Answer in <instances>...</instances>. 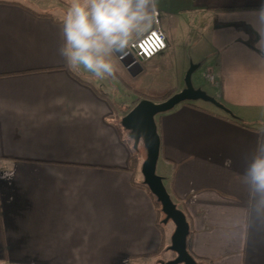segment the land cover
I'll use <instances>...</instances> for the list:
<instances>
[{"label": "crops", "instance_id": "1", "mask_svg": "<svg viewBox=\"0 0 264 264\" xmlns=\"http://www.w3.org/2000/svg\"><path fill=\"white\" fill-rule=\"evenodd\" d=\"M69 6L0 0V264L165 260L175 227L158 225L150 192L129 169L114 119L120 99L109 91L124 71L151 72L181 44L195 63L208 62L207 93L228 112L195 101L157 116L165 186L183 203L195 256L264 264V205L245 180L264 137V0H157L166 50L138 72L116 52L114 77L105 79L70 69L59 54ZM153 26L154 17L133 40Z\"/></svg>", "mask_w": 264, "mask_h": 264}, {"label": "clouds", "instance_id": "2", "mask_svg": "<svg viewBox=\"0 0 264 264\" xmlns=\"http://www.w3.org/2000/svg\"><path fill=\"white\" fill-rule=\"evenodd\" d=\"M157 0H70L63 19V44L59 54L72 70L83 68L99 79L114 77L110 57L126 50L134 37L151 27ZM258 46H264V39ZM245 180L264 205V137Z\"/></svg>", "mask_w": 264, "mask_h": 264}, {"label": "water", "instance_id": "3", "mask_svg": "<svg viewBox=\"0 0 264 264\" xmlns=\"http://www.w3.org/2000/svg\"><path fill=\"white\" fill-rule=\"evenodd\" d=\"M199 67V63L191 64L185 76V87L181 91L161 102L144 98L121 119L122 127L128 131L129 138L133 140L134 149L138 148L141 141L144 143L146 158L140 168L143 183L161 205V211L164 215L163 223L166 224L171 221L175 225L171 244L167 247L168 251L175 253V258L169 261L160 260L159 264H202L187 249L190 225L186 214L172 200L165 186L164 178L156 173L161 150V137L156 120L158 115L172 110L181 103L200 100L209 102L228 112L215 97L209 95L201 87L193 85L192 75ZM136 71L138 72V69Z\"/></svg>", "mask_w": 264, "mask_h": 264}, {"label": "rangeland", "instance_id": "4", "mask_svg": "<svg viewBox=\"0 0 264 264\" xmlns=\"http://www.w3.org/2000/svg\"><path fill=\"white\" fill-rule=\"evenodd\" d=\"M179 28L180 31L178 33L182 34H189L190 32L187 31V26L180 25ZM178 36V35H177ZM201 38V34L199 35ZM182 39V37H181ZM179 43H182L180 41ZM187 47L183 44L180 45V48H178L173 54H169V58H163V61L158 66L154 67L151 72L148 70L147 73L141 74L139 77L134 78L132 75L128 74L126 71H124V78L125 82L118 81L116 86H113L114 88H111L109 91V94L111 97L120 99V103L117 106L118 109L114 113V119L116 123L121 122V118L124 116V112H129L134 105H136L137 101H140V99H150L152 101H156L161 96H163L168 91L172 90L173 88L177 87L180 82L185 84V76L187 71L189 70L191 64H196L195 61H193L190 57L189 50L186 49ZM208 48L206 45H204L203 41H199V47H198V53H207ZM112 63L115 58H110ZM116 60V59H115ZM210 61V59H208ZM211 62V61H210ZM208 63V62H207ZM207 63L205 62L193 73L192 75V82L193 85L196 87L197 83L202 84L204 87L202 88L206 92H211L209 87V78L207 77ZM123 71V68L120 70V72ZM122 85V87H121ZM126 90V91H125ZM176 93V92H175ZM200 104L204 106H209L214 108L211 103L205 102V101H199ZM157 118V117H156ZM124 135L125 137H128V131L124 129ZM132 140V139H130ZM133 142V140H132ZM136 152L139 154L141 163L146 158V150L144 143L141 141L138 145V148L136 149ZM162 162H158L156 173L160 176H162ZM139 178L143 180V176L141 173V170L139 168L138 172ZM163 177V176H162ZM169 186V185H168ZM162 218V223H163ZM163 226L170 231V228H174L175 225L173 222L169 221L168 223H163ZM165 260L169 261L175 258V253L172 251H169L167 255L163 254L162 256Z\"/></svg>", "mask_w": 264, "mask_h": 264}, {"label": "built area", "instance_id": "5", "mask_svg": "<svg viewBox=\"0 0 264 264\" xmlns=\"http://www.w3.org/2000/svg\"><path fill=\"white\" fill-rule=\"evenodd\" d=\"M167 48L166 34L160 26L159 12L155 11L154 26L148 32L133 40L125 50V58L130 60V66L140 64L154 58Z\"/></svg>", "mask_w": 264, "mask_h": 264}, {"label": "trees", "instance_id": "6", "mask_svg": "<svg viewBox=\"0 0 264 264\" xmlns=\"http://www.w3.org/2000/svg\"><path fill=\"white\" fill-rule=\"evenodd\" d=\"M38 14H40V15H46V14H42V13H38ZM176 92V90H170V91H168L167 93H165L163 96H161L159 99H157V101H159V102H161V101H164V100H166V99H168L170 96H172L174 93ZM138 102V101H137ZM137 102H136V104H137ZM185 104H189L188 102H184ZM197 107V106H196ZM198 108V107H197ZM128 113V112H127ZM126 113L124 112V115H125ZM122 119V118H121ZM233 119L235 120V121H240L239 119H237V118H235V117H233ZM157 125H158V123H157ZM117 126H118V128H119V130H120V132H121V134L124 136V140L127 142V144H128V146H129V148H130V152H131V155H130V160H129V163H130V167H129V169H131V170H133V171H138L139 170V168L141 167L140 166V163H141V159H140V156H139V154L136 152V149H134V147H133V142H132V140H130V138H128V137H125V135H124V130H123V127H122V125H121V122L118 124L117 123ZM158 131H159V125H158ZM160 134V133H159ZM142 188H144V189H147L148 191H149V189H148V187L143 183V181H141L140 183H138ZM150 192V191H149ZM168 192L170 193V195H171V197H172V200L174 201V203L177 205V207L178 208H180L185 214H186V212H185V210H184V206H183V203L179 200V199H177L176 197H175V194H174V191H173V188L171 187L170 188V190H168ZM150 194H151V192H150ZM151 196H152V198H153V200H154V202H155V206H156V210H157V213H158V217H159V219H158V225L160 226V227H164L163 226V223L161 222L162 221V218H164V215H163V213H162V211H161V205L157 202V200H156V198L151 194ZM186 217H187V214H186ZM187 220H188V222H189V218L187 217ZM189 225H190V232H189V235H188V238H187V249H188V251L190 252V254H192V256L199 262V263H202V264H211L209 261H207V260H205V259H203V258H199V257H197V256H195L193 253H192V239H193V229H192V225L190 224V222H189ZM164 245L162 246V250L160 251V252H158V253H156L155 255L156 256H158V255H160V253L163 251V249H164Z\"/></svg>", "mask_w": 264, "mask_h": 264}, {"label": "flooded vegetation", "instance_id": "7", "mask_svg": "<svg viewBox=\"0 0 264 264\" xmlns=\"http://www.w3.org/2000/svg\"><path fill=\"white\" fill-rule=\"evenodd\" d=\"M131 69H132V72H135L137 70V67L136 66H133Z\"/></svg>", "mask_w": 264, "mask_h": 264}]
</instances>
